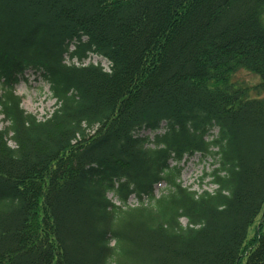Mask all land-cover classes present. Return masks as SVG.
Masks as SVG:
<instances>
[{
  "label": "trees",
  "instance_id": "obj_1",
  "mask_svg": "<svg viewBox=\"0 0 264 264\" xmlns=\"http://www.w3.org/2000/svg\"><path fill=\"white\" fill-rule=\"evenodd\" d=\"M0 88V264H264V0H0Z\"/></svg>",
  "mask_w": 264,
  "mask_h": 264
},
{
  "label": "rangeland",
  "instance_id": "obj_2",
  "mask_svg": "<svg viewBox=\"0 0 264 264\" xmlns=\"http://www.w3.org/2000/svg\"><path fill=\"white\" fill-rule=\"evenodd\" d=\"M91 62L93 64L102 63L104 66L108 64L101 60L100 58L94 56L92 57L88 63ZM27 80L22 81L16 89L17 94L22 97L23 103L22 107L28 113L35 114L39 119L45 118L49 115L54 107L55 100L51 98L49 85L45 83L38 75L28 72L26 75ZM233 80L241 85L246 87H254L259 84L260 78L258 75L250 73L245 70L239 71L233 78ZM1 94V88H0ZM252 96H255V92H251ZM4 128L3 116L0 113V129ZM143 136H154V133L150 131H143L141 133ZM12 145V143H11ZM184 170L182 174V183L184 186L190 187L193 190L203 192L210 191L216 189L214 185L209 183V179L204 178V174L210 173L213 170V158L211 157H203L200 154L192 157L187 160L186 163L182 164ZM165 191V185L160 184L156 187V194L160 195ZM111 197V195H110ZM130 204L136 205V201L132 199ZM259 219L256 220L254 226L250 229L249 235H253L255 231V227L258 224ZM182 223L185 225L186 221L183 220Z\"/></svg>",
  "mask_w": 264,
  "mask_h": 264
}]
</instances>
